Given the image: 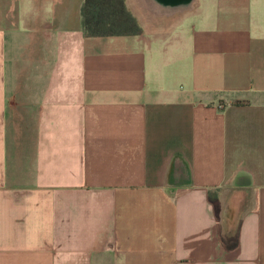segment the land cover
Instances as JSON below:
<instances>
[{"label":"crops","instance_id":"obj_1","mask_svg":"<svg viewBox=\"0 0 264 264\" xmlns=\"http://www.w3.org/2000/svg\"><path fill=\"white\" fill-rule=\"evenodd\" d=\"M83 1L0 0V264H264V0Z\"/></svg>","mask_w":264,"mask_h":264},{"label":"trees","instance_id":"obj_2","mask_svg":"<svg viewBox=\"0 0 264 264\" xmlns=\"http://www.w3.org/2000/svg\"><path fill=\"white\" fill-rule=\"evenodd\" d=\"M81 22L83 33L88 37L136 34L140 31L124 0H84Z\"/></svg>","mask_w":264,"mask_h":264},{"label":"water","instance_id":"obj_3","mask_svg":"<svg viewBox=\"0 0 264 264\" xmlns=\"http://www.w3.org/2000/svg\"><path fill=\"white\" fill-rule=\"evenodd\" d=\"M160 3L167 4V3H173L175 2V5H179L180 9L189 7L192 3V0H156Z\"/></svg>","mask_w":264,"mask_h":264}]
</instances>
